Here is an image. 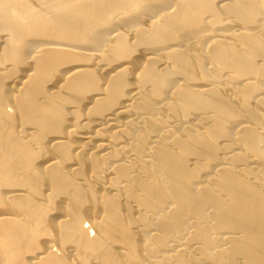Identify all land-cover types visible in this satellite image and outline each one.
Instances as JSON below:
<instances>
[{
	"label": "bare ground",
	"instance_id": "obj_1",
	"mask_svg": "<svg viewBox=\"0 0 264 264\" xmlns=\"http://www.w3.org/2000/svg\"><path fill=\"white\" fill-rule=\"evenodd\" d=\"M0 264H264V0H0Z\"/></svg>",
	"mask_w": 264,
	"mask_h": 264
}]
</instances>
